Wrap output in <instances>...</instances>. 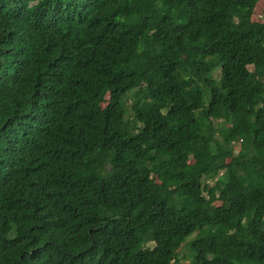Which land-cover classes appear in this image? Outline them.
<instances>
[{
  "label": "trees",
  "instance_id": "trees-1",
  "mask_svg": "<svg viewBox=\"0 0 264 264\" xmlns=\"http://www.w3.org/2000/svg\"><path fill=\"white\" fill-rule=\"evenodd\" d=\"M185 241L264 264V0H0V264Z\"/></svg>",
  "mask_w": 264,
  "mask_h": 264
},
{
  "label": "rangeland",
  "instance_id": "rangeland-1",
  "mask_svg": "<svg viewBox=\"0 0 264 264\" xmlns=\"http://www.w3.org/2000/svg\"><path fill=\"white\" fill-rule=\"evenodd\" d=\"M263 5V3H262ZM260 9L261 6L258 5L257 7H255V12H254V18H257L260 14ZM217 70L215 71V76L217 75ZM219 137H224L226 135V131L225 130H220L217 134ZM205 230V229H204ZM204 230L202 232H204ZM208 231V229H206ZM189 242L185 241L181 244L180 247H178L177 249H175V254L177 253L179 262L181 264H189L192 261L193 258V252L192 250H190V246H189ZM148 246H153V244H148Z\"/></svg>",
  "mask_w": 264,
  "mask_h": 264
}]
</instances>
